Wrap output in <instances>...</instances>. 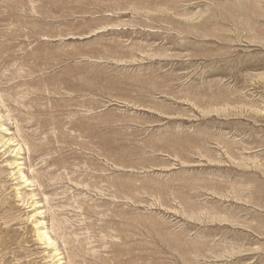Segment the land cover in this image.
<instances>
[{
  "label": "rangeland",
  "instance_id": "1",
  "mask_svg": "<svg viewBox=\"0 0 264 264\" xmlns=\"http://www.w3.org/2000/svg\"><path fill=\"white\" fill-rule=\"evenodd\" d=\"M0 264H264V0H0Z\"/></svg>",
  "mask_w": 264,
  "mask_h": 264
},
{
  "label": "bare ground",
  "instance_id": "2",
  "mask_svg": "<svg viewBox=\"0 0 264 264\" xmlns=\"http://www.w3.org/2000/svg\"><path fill=\"white\" fill-rule=\"evenodd\" d=\"M15 149V148H14ZM39 225V224H38ZM42 227V226H41ZM40 230V229H39ZM39 233V232H38ZM42 236V235H41ZM43 237V236H42ZM47 240H48V238H47ZM48 241H50V240H48ZM48 245V244H47ZM56 257V256H55ZM54 259V258H53ZM60 262V261H59Z\"/></svg>",
  "mask_w": 264,
  "mask_h": 264
}]
</instances>
